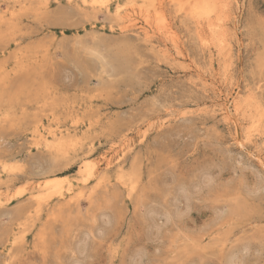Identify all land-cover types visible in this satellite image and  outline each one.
I'll use <instances>...</instances> for the list:
<instances>
[{
  "label": "rangeland",
  "instance_id": "rangeland-1",
  "mask_svg": "<svg viewBox=\"0 0 264 264\" xmlns=\"http://www.w3.org/2000/svg\"><path fill=\"white\" fill-rule=\"evenodd\" d=\"M227 1L0 0V264H264V0Z\"/></svg>",
  "mask_w": 264,
  "mask_h": 264
},
{
  "label": "bare ground",
  "instance_id": "bare-ground-1",
  "mask_svg": "<svg viewBox=\"0 0 264 264\" xmlns=\"http://www.w3.org/2000/svg\"><path fill=\"white\" fill-rule=\"evenodd\" d=\"M18 1H19V0H18ZM20 1H21V0H20ZM83 2H84V1H83ZM90 2H91V1H90ZM92 2H93V1H92ZM225 2H226V4L228 3L227 0H225ZM229 2H230V1H229ZM91 7H92V6H91ZM129 26L131 27V25H122L121 30L124 29V31H127V30H125V29H127V28L129 29ZM122 31H123V30H122ZM217 35H218V34H217ZM223 54H224V53H223ZM17 57H18V56H17ZM20 58H22V57H20ZM18 60H20V59H18ZM20 61H21V60H20ZM24 61H26V60H24ZM20 64H21V63H20ZM20 66H21V65H20ZM21 67H22V66H21ZM0 69H2V66H1ZM9 69H10V68H9ZM3 70H4V69H3ZM3 70H0V72H2ZM17 70H18V69L16 68V71H17ZM6 71L8 72L9 70L6 69ZM20 71H21V70H20ZM7 72H6V73H7ZM10 72H11V71H10ZM17 72H18V71H17ZM3 73H4V72H3ZM6 73H5V74H6ZM7 75H8V74H7ZM8 78H9V75H8ZM0 79H1V78H0ZM4 79H6V83H8L7 78H4ZM3 82H4V81H3ZM0 83H1V82H0ZM4 83H5V82H4ZM5 87H6V86H5ZM7 87H8V85H7ZM0 88H3V85H2V87H0ZM6 91H8V90H6ZM7 94H8V93H7ZM7 94H6V95H7ZM223 105H224V104H223ZM238 105H239V104H238ZM224 107H225V106H224ZM234 107H235L234 110H238V106H237V105H234ZM217 109H218V108H217ZM239 109H240V107H239ZM5 110H6V109H5ZM205 110H206V109H205ZM211 110H212V109H211ZM223 110H224V111H223ZM223 110H220V111H222V112L225 113L224 116H226V118H229V117H230V116H229V115H230V112H228V109H224V108H223ZM189 111H190V110H189ZM214 111H215V110H214ZM229 111H230V110H229ZM234 112H235V111H234ZM214 113H215V112H214ZM220 113H221V112H220ZM218 114H219V113H218ZM227 116H229V117H227ZM244 116H245V115H244ZM224 118H225V117H224ZM226 118H225V119H226ZM243 118H245V117H243ZM228 120H230V119H227V121H228ZM39 121H40V120H39ZM152 124H153V123H152ZM47 133H48V135H50L52 138L55 137L54 132L48 131ZM49 133H50V134H49ZM39 136H40L41 139H45V134L40 133ZM40 138H39V139H40ZM55 138H56V137H55ZM121 141H122V140H121ZM40 143H41V142H40ZM125 144H126V143H125ZM125 144H124V145H125ZM122 145H123V143H122ZM129 145H130V144H129ZM125 146H128V145H125ZM125 146H124V147H125ZM124 147H123L122 151L126 149V148L124 149ZM129 147H130V146H129ZM130 148H131V147H130ZM112 149H113V148H112ZM120 149H121V148H120ZM52 150H53V148H52ZM118 150H119V149H118ZM130 150H131V149H130ZM115 151H116V150H115ZM122 151H121V152H122ZM127 152H128V151H127ZM127 152H126V153H127ZM58 153H59V152H58ZM61 154H62V153H61ZM120 154H121V153H120ZM121 155H122V154H121ZM121 155H120V157H121ZM120 157H119V158H120ZM123 157H124V156H123ZM104 158H105V156H104ZM107 158H108V157H107ZM107 158H105V159H107ZM90 160H91V159H90ZM101 160L103 161L104 159L102 158ZM117 160H118V158H117ZM117 160H115V161H116L117 163H119ZM98 161L100 162V160H98ZM119 161H120V160H119ZM99 162H97V160H96V162H93V163L90 165L93 174H95L96 172H98L97 170H99V169H98ZM105 162H106V161H105ZM100 163H101V162H100ZM112 163H113V162H112ZM87 164L89 165V163H87ZM107 164H108V165L111 164V161H110L109 159H108L107 162H106V166H107ZM115 164H116V163H115ZM262 164H264V163H262ZM260 165H261V164H260ZM261 166L264 167V165H261ZM263 167H261V168H263ZM7 170H8V169H7ZM260 170H261V169H260ZM262 170H264V169H262ZM8 171H9V170H8ZM118 171H119V169H118ZM5 172H7V171L5 170ZM117 173H118V172H117ZM263 173H264V172H263ZM4 175H5V174H4ZM96 175H97V174H96ZM96 175H95V176H96ZM97 176H98V175H97ZM120 177H121V175H120ZM120 177H118V178H120ZM262 177H263V176H262ZM53 178H54V177H53ZM53 178H51V179L53 180ZM56 178H57V177H56ZM122 178H123V179H127L126 176H125V178L122 176ZM51 179H47V180L44 179L45 181H44V183H43V187H47L49 184H52L53 181H52ZM54 179H55V178H54ZM115 179H116V178H115ZM117 180H118V179H117ZM119 180H120V179H119ZM119 180H118V181H119ZM121 180H122V179H121ZM262 180H264V179H262ZM38 181H39V180H38ZM42 182H43V181H42ZM120 182H121V181H120ZM123 182H124V180H123ZM127 182H128V181H127ZM122 184H123V183H122ZM129 184H130V186H131V183H129ZM263 184H264V183H263ZM11 185H12V184H11ZM0 187H1V186H0ZM8 187H9V186H8ZM18 187H19V186H18ZM41 187H42V186H41ZM41 187H40V188H41ZM5 188H6V187H5ZM32 188H33V187H32ZM132 188H133V187H132ZM18 189H20V188H18ZM55 189H56V188H55ZM43 190H44V189H43ZM69 190H71V189L69 188ZM40 191H41V189H40ZM67 191H68V190H67ZM53 193H54V192H53ZM60 195H63V194L60 193ZM63 196H64V195H63ZM67 196H69V195H67ZM32 197H33V196H32ZM35 197L37 198V196H35ZM35 197H34V198H35ZM39 197H41V196L39 195ZM3 198H4V197H3ZM42 198H44V197H42ZM40 200H41V199H40ZM40 200H38V203H37V202H35L36 199H34V204H35V203L38 204V206H37V207H38V210H39V208H40L39 206L42 205L41 202H39ZM42 206H44V205H42ZM152 212H153V211H152ZM78 260H79V259H78Z\"/></svg>",
  "mask_w": 264,
  "mask_h": 264
}]
</instances>
